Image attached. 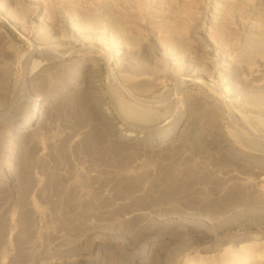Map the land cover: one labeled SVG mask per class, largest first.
I'll return each instance as SVG.
<instances>
[{"label":"rangeland","instance_id":"rangeland-1","mask_svg":"<svg viewBox=\"0 0 264 264\" xmlns=\"http://www.w3.org/2000/svg\"><path fill=\"white\" fill-rule=\"evenodd\" d=\"M209 2L0 0V264H264V12Z\"/></svg>","mask_w":264,"mask_h":264},{"label":"bare ground","instance_id":"bare-ground-1","mask_svg":"<svg viewBox=\"0 0 264 264\" xmlns=\"http://www.w3.org/2000/svg\"><path fill=\"white\" fill-rule=\"evenodd\" d=\"M227 3H232V4H236V5H239V6H242L244 9H246L248 12H247V16H246V21H242V20H239L238 21V23H236V24H238L239 25V28L241 27L242 29H245V31H249V32H251V31H253L254 29H255V23H254V19H253V15H254V13L257 11V9L259 8V7H261V9H262V11L264 12V0H210V2H209V9H210V19H211V23H210V26L211 25H213V24H217V23H219V24H221L222 22H223V20H221L220 21V19L219 18H217V16H215L216 15V13H217V11L221 8V7H223L224 5H226ZM230 15H232V16H234L235 14L234 13H231ZM249 15V16H248ZM237 26H234V28H236ZM210 28V27H209ZM238 28V27H237ZM215 48H212V50H214ZM69 55V54H68ZM67 55V56H68ZM212 55H213V57H214V59H216V60H218V62H219V71L220 72H223V73H225V74H227L228 76H230V72H231V70H232V66H231V63H230V60H229V58H227L223 53H221L220 51H218V50H214V53H212ZM162 56H164V57H162V58H165V59H167L170 63L172 62V64H173V58L171 57V54H164V55H162ZM62 58V57H61ZM229 73V74H228ZM185 78V77H184ZM229 79V78H228ZM23 79H22V82H21V84H23ZM228 83H229V81H228ZM232 88V92H235V87H231ZM131 108V107H130ZM133 108V107H132ZM231 108H233L231 105H230V109ZM131 110V109H130ZM137 110V111H136ZM232 110V109H231ZM235 110V109H234ZM138 109H133V111H129V112H132V114H134V116H137L138 118H139V120H140V118H142L143 116H141L142 114L141 113H139V112H141V111H139ZM131 114V115H132ZM141 114V115H140ZM240 115H242L241 113H240ZM133 116V117H134ZM144 116H145V114H144ZM135 118V117H134ZM137 118V119H138ZM143 119V118H142ZM243 119H244V115H243ZM243 119H242V121H243ZM245 119H247L246 117H245ZM248 120V119H247ZM244 123H246V121L244 122ZM247 127H248V129H249V127H250V129H249V132H250V130H251V128H252V126L250 125V124H248V121H247ZM25 124H23V126H24ZM23 126H19V129L20 128H22ZM120 135H122V136H124V137H129L131 134H130V132L129 131H121L120 132ZM236 136V135H235ZM239 136V135H238ZM240 138H241V136H240ZM247 243H251V242H247ZM246 243V244H247ZM253 243V242H252ZM262 257H264V254H263V256ZM248 259H251V257H249V256H247V257H245V259L244 260H242L241 262L242 263H246V261H248Z\"/></svg>","mask_w":264,"mask_h":264}]
</instances>
